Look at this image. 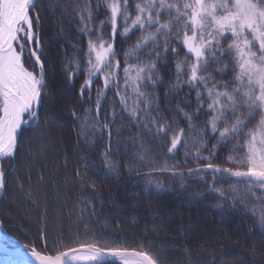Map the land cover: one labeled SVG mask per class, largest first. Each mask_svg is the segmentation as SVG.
Here are the masks:
<instances>
[{
    "label": "snow or ice",
    "instance_id": "snow-or-ice-1",
    "mask_svg": "<svg viewBox=\"0 0 264 264\" xmlns=\"http://www.w3.org/2000/svg\"><path fill=\"white\" fill-rule=\"evenodd\" d=\"M54 7L77 24L72 57L65 50L63 63L69 82L85 77L75 95L77 104L89 105L82 113L54 105L42 41L44 13ZM101 11L105 18L97 22ZM109 93L114 98L105 108ZM65 112L74 121L68 126L75 130L72 147L79 161L73 175L85 186L78 196L96 192L92 176L121 175V161L113 153L126 155L138 147L139 167L126 165L125 170L141 178L135 183L142 182V192L168 191L157 179L164 174L184 190L192 181L201 183V191L189 199L211 193L212 207L221 216H251L245 235L259 241L264 255V0H0V190L7 188L9 169L15 172L22 151L33 160L48 152L53 125L61 126V140L68 142ZM124 130L130 133L127 142L121 140ZM98 141L105 145L99 162L88 155ZM161 156L175 163L156 158ZM68 166L65 148L58 170L66 172ZM13 179L32 202L21 178ZM51 182L57 183L55 178ZM218 182L226 185L218 187ZM61 191L58 186L53 202ZM46 196V190L37 189V208ZM77 203L76 231L67 244L63 230L49 237L47 205L37 216L45 226L34 239L18 228L27 244L6 234L0 218V264H165L167 257L147 237L132 249L89 242V237L103 238V232L92 230L99 223L95 205L91 200ZM130 219L135 222L138 214L131 213ZM256 257L253 251V264H264Z\"/></svg>",
    "mask_w": 264,
    "mask_h": 264
},
{
    "label": "trees",
    "instance_id": "trees-1",
    "mask_svg": "<svg viewBox=\"0 0 264 264\" xmlns=\"http://www.w3.org/2000/svg\"><path fill=\"white\" fill-rule=\"evenodd\" d=\"M44 15L47 18L43 21L42 41L49 57L46 67L52 95L55 97L54 105L58 108L63 105L69 110L75 108L78 113H82L83 109L89 105L77 104L75 95L85 77L80 74L74 82H69L63 63L65 50L69 58L72 57V45L77 43V24L69 22L68 14H62L59 7L48 10ZM105 15L101 11L97 16V22L104 19ZM59 29H63V33H60ZM105 31L109 32L110 28H106ZM85 45V40L80 41L81 47ZM117 46L127 47L124 44ZM80 64L81 67H86L84 60H81ZM68 71L71 72L72 67H69ZM100 85L99 81L94 85L93 96H95L96 87ZM113 98L109 93L108 99L103 102L105 108L109 106ZM160 99L163 104V88L160 90ZM175 102L176 98H173V105ZM91 107L95 108L94 103ZM258 119L259 116L256 117V120ZM64 121L63 133L67 137V143L61 140V126L53 125L51 136L53 143L47 146L48 152L41 158L33 160L29 158L27 152L22 151L15 161V172L9 169L7 188L0 190V218L5 220L3 231L6 234L27 244L28 240L18 228L25 229L29 237L34 239L33 234L45 226L37 216L44 215L43 209L47 205L49 237H58L63 230L67 233L63 237V242L67 244L73 239V233L76 231V216L80 212L77 202L91 200L95 205V219L99 222L93 224L92 230L97 233L103 232V238L92 241L89 237V242H96L101 246L132 249L138 247L143 237H147L156 250L167 257L165 264H189V259L194 261V264H205L213 260L215 264H253L251 258L253 251L257 253L258 261L264 260L259 241L253 242L251 237L245 235L246 228L252 225L251 216H242L239 212L221 216L219 211L212 207L216 200L211 193L197 200L189 199L193 193L201 191L203 187L201 183L192 181L190 182L192 186L184 190L174 183L170 175L164 174L157 179L168 187V191L160 193L153 191L150 194L142 192V182L135 183L141 178L134 174L129 177L125 170L126 165L139 167L141 162L135 155L138 147L133 148L126 155L112 154L113 158L121 161L120 176H92L89 172L88 175L92 176V182L96 186V192L88 196H78L85 186L73 175V164L78 166L79 161L72 147L75 130L70 131L68 126L74 121L67 112L64 114ZM121 122V119L117 118L116 127H119ZM180 126L185 127V122L181 121ZM129 136L130 133L124 130L121 140L127 142ZM149 144L155 152V144L151 141ZM104 146V143L98 141L95 150L88 154L89 159L99 162L98 153ZM65 148L69 158L66 172L58 170V165L64 163ZM83 148L84 146L81 145L82 154H84ZM179 157L183 158L182 151ZM156 158L167 159L170 164L175 163L169 157ZM14 176L21 178L20 183L23 184L25 195L32 193V202L21 195V189L14 182ZM41 176H43L42 182ZM28 177H30V183ZM51 178H55L57 183L51 182ZM222 183L226 185V182H218L217 186H221ZM58 186H62V191L59 193V200L53 202ZM41 187L47 191V196L41 198L40 207L37 208L34 203L37 199L36 191ZM96 196L99 199H94ZM154 209L158 211H153ZM131 213L138 214L139 219L133 222L130 219ZM198 252L199 255H197Z\"/></svg>",
    "mask_w": 264,
    "mask_h": 264
}]
</instances>
